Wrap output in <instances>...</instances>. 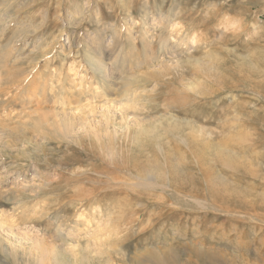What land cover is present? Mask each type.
Here are the masks:
<instances>
[{
	"label": "rangeland",
	"instance_id": "obj_1",
	"mask_svg": "<svg viewBox=\"0 0 264 264\" xmlns=\"http://www.w3.org/2000/svg\"><path fill=\"white\" fill-rule=\"evenodd\" d=\"M0 82V264H264V0H0Z\"/></svg>",
	"mask_w": 264,
	"mask_h": 264
},
{
	"label": "bare ground",
	"instance_id": "obj_2",
	"mask_svg": "<svg viewBox=\"0 0 264 264\" xmlns=\"http://www.w3.org/2000/svg\"><path fill=\"white\" fill-rule=\"evenodd\" d=\"M102 69V68H101ZM2 82H0V84H1ZM57 123V122H56ZM101 124V123H100ZM106 124V123H105ZM104 126H106V129H105V131L107 132V125H104ZM59 127L62 129V131H64L63 133L65 134L64 136H69L72 132H77V130H80L82 127H84V124H83V122L81 121V122H75V121H71L69 118L68 119H63V121L61 122V123H59ZM105 127H101V129L100 130H103ZM55 129L57 130L58 128H56L55 127ZM83 129V128H82ZM56 130H55V133H56ZM84 130V129H83ZM82 130V131H83ZM58 131V130H57ZM86 131V130H85ZM107 133H109V132H107ZM107 135H109V134H107ZM73 136V135H72ZM98 136H100V134H98ZM62 137V136H61ZM76 137H79V138H81L80 137V135L79 136H76ZM73 138V137H72ZM78 138V139H79ZM100 138H101V136H100ZM76 139V138H75ZM152 171V170H151ZM150 171V172H151ZM160 171V172H159ZM20 173H21V171H19ZM155 175H159L160 173H162L161 172V170H158L157 171V169L156 168H153V171H152ZM148 178V177H147ZM10 227V226H9ZM9 232H11V233H13V230L12 229H10L9 230ZM14 235H15V233H13ZM21 236V235H20ZM19 235H15V237H16V239L18 240H23L21 237H20ZM75 246V245H74ZM77 247V246H76ZM60 261V260H59Z\"/></svg>",
	"mask_w": 264,
	"mask_h": 264
}]
</instances>
